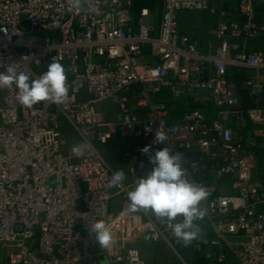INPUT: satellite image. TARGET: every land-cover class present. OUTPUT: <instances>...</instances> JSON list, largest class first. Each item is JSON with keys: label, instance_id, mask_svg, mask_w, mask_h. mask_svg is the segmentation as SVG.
<instances>
[{"label": "built area", "instance_id": "obj_1", "mask_svg": "<svg viewBox=\"0 0 264 264\" xmlns=\"http://www.w3.org/2000/svg\"><path fill=\"white\" fill-rule=\"evenodd\" d=\"M255 1L223 0L235 5L237 18L221 12L217 43L203 48L197 35L178 28V18L214 14L212 0H162L154 23L146 21L154 13L132 0H83L79 9L69 0H0V72L15 62L35 79L56 60L69 87L64 104L48 105L54 113L43 101L42 109L20 105L14 85L0 88V256L7 252V264H98L103 255L111 264H145L138 242L178 256L189 246L202 264L230 257L264 264V183L255 152L264 108L245 106L232 78L252 71L241 89L251 99L264 92V48L248 49L252 39L264 40ZM59 115L78 135L79 157L67 151ZM158 128L163 144L154 143ZM109 147L117 149L114 167L104 155ZM164 147L183 154L185 178L208 192L197 223L212 236L187 246L166 219L129 210L128 192ZM120 169L126 179L110 187ZM98 220L111 227L107 248L90 230Z\"/></svg>", "mask_w": 264, "mask_h": 264}, {"label": "clouds", "instance_id": "obj_2", "mask_svg": "<svg viewBox=\"0 0 264 264\" xmlns=\"http://www.w3.org/2000/svg\"><path fill=\"white\" fill-rule=\"evenodd\" d=\"M69 3L79 9L83 0H69ZM13 85L18 90L16 95L18 103L30 109L41 101L44 102V107H48L49 104L59 106L69 98L66 68L56 60L50 62L47 70L35 79L18 71L17 63L8 64L6 71L0 72V88ZM166 141L167 136L158 128L154 143L163 144ZM150 150L151 145L141 151L148 154ZM72 153L79 157L82 154L81 146L74 145ZM182 160L183 154L173 153L169 147L156 150L149 156V163L153 165L152 170L134 182L127 199L130 211H151L157 219H166L168 228L177 241L187 246L200 234L197 221L202 220L206 214V210L200 205L207 198L208 192L203 186L189 182L185 178ZM125 179L124 170H116L109 186L119 187ZM90 230L101 248L110 246L112 242L110 225L98 220Z\"/></svg>", "mask_w": 264, "mask_h": 264}, {"label": "crops", "instance_id": "obj_3", "mask_svg": "<svg viewBox=\"0 0 264 264\" xmlns=\"http://www.w3.org/2000/svg\"><path fill=\"white\" fill-rule=\"evenodd\" d=\"M135 5L136 7L145 6L149 8L151 12L154 13V15L156 14L157 16H158V13L160 12V7H161L160 4L155 0H146L140 3H136ZM211 6L215 12L214 14L207 13V12L206 13H190L189 16H186L188 18H186L184 16L182 17L181 15L182 13H180L179 18H178V28L186 33L197 35L200 40V44L203 48H205L208 44L215 45L217 43L218 41L217 26L219 23V14L221 12L225 14V19L227 21H233L237 18L236 7L234 4L227 5L223 2V0H212ZM254 7H255V10L258 16H261V17L264 16V0H256ZM181 18H185V19L182 22H180ZM256 39L258 38H254L252 40H256ZM240 74L242 75V78L255 75V73L252 71H243ZM262 95H264V92ZM256 101L258 100L256 99ZM247 137L249 138L250 136H247ZM248 138L247 140H250ZM256 144H257V147L255 148V152L257 155V159L261 158V155H262V159L264 160V139H256ZM148 246H150L151 248H154V251L156 250V252H158V250L160 249L159 246L162 247L164 245L156 244V245H148ZM162 252L165 253L164 251ZM182 253L183 254L181 255V257L189 260L192 264H202L203 262L201 252L199 253L197 251H194L189 246L186 247ZM165 254H163L164 257L166 256ZM158 255H160V250H159ZM142 258L145 264H153L154 255L151 258H148V260L145 255H143ZM224 264H237V262L235 258L230 257V259Z\"/></svg>", "mask_w": 264, "mask_h": 264}, {"label": "rangeland", "instance_id": "obj_4", "mask_svg": "<svg viewBox=\"0 0 264 264\" xmlns=\"http://www.w3.org/2000/svg\"><path fill=\"white\" fill-rule=\"evenodd\" d=\"M159 14V13H158ZM182 17H186L190 15V12H182ZM193 15V14H192ZM188 18V17H186ZM185 18H181L180 22H182ZM157 20V15H152L150 17L146 18V21L148 23H154ZM96 108L98 110H102L104 109V106L102 104L96 105ZM108 109L109 110H115L114 107H111L110 105H108ZM58 121L60 124V133L62 135V137L67 141L68 145H67V151L69 153H72V147L74 145H77L78 143V135L75 132V130L73 129L72 125L69 123V121L66 119V117L59 115L58 116ZM117 151V149L115 147H109L108 149H106L105 151V157L107 158L108 162L114 167L115 164L113 162V156L115 154V152ZM257 174H259V170L257 172ZM151 215L152 212L148 211ZM135 247H137L140 252L142 253L141 256L145 255L148 258H151L154 255V261L153 264H192L189 260L182 258L181 256H178L172 249H170L169 247L166 246H159V250H160V255H158V252H156V250L154 251V248H151L150 246H148V244H144V243H136L134 245ZM98 252L100 251V248L97 250ZM162 251H164L165 253H163ZM6 254L7 252L2 251L1 256H0V264H7V258H6ZM162 254V256H161ZM165 254L166 258L164 257ZM98 260V264H111L109 261V258L106 256H99L97 258Z\"/></svg>", "mask_w": 264, "mask_h": 264}, {"label": "trees", "instance_id": "obj_5", "mask_svg": "<svg viewBox=\"0 0 264 264\" xmlns=\"http://www.w3.org/2000/svg\"><path fill=\"white\" fill-rule=\"evenodd\" d=\"M132 1L134 4H136V3H140L146 0H132ZM155 1H157L161 6L162 0H155ZM259 18L264 19V16L262 17L259 16ZM263 42L264 40L261 37L256 40H252L248 43V49L249 50H260L264 47ZM232 76H233L232 78L234 79L236 85L239 87V92H240L244 105L248 107L259 106V107L264 108V95H261L259 98H257L258 101H256V99L249 98L246 94V91L241 89L240 87L242 75L239 73H234ZM257 163H258L257 172L259 170L258 175L260 176L262 182L264 183V160L262 159V155H261V158L257 159ZM198 225L200 227V234L198 237H202V236L211 237L212 236V232L210 231V229L207 227L205 223H198Z\"/></svg>", "mask_w": 264, "mask_h": 264}, {"label": "water", "instance_id": "obj_6", "mask_svg": "<svg viewBox=\"0 0 264 264\" xmlns=\"http://www.w3.org/2000/svg\"><path fill=\"white\" fill-rule=\"evenodd\" d=\"M33 109H42V102H38L36 105L33 106ZM49 113H54L55 109L53 105H50L47 109ZM76 209L79 211H84V205L82 204L81 201H76Z\"/></svg>", "mask_w": 264, "mask_h": 264}]
</instances>
